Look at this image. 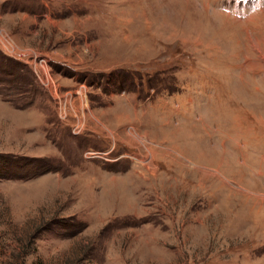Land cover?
<instances>
[{"label": "rangeland", "instance_id": "374dc122", "mask_svg": "<svg viewBox=\"0 0 264 264\" xmlns=\"http://www.w3.org/2000/svg\"><path fill=\"white\" fill-rule=\"evenodd\" d=\"M0 264H264V0H0Z\"/></svg>", "mask_w": 264, "mask_h": 264}]
</instances>
